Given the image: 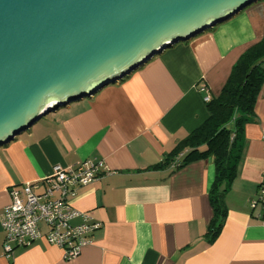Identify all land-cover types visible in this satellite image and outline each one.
<instances>
[{
    "label": "crops",
    "instance_id": "obj_1",
    "mask_svg": "<svg viewBox=\"0 0 264 264\" xmlns=\"http://www.w3.org/2000/svg\"><path fill=\"white\" fill-rule=\"evenodd\" d=\"M263 38L264 0L54 110L0 147V264H264V212L252 207L264 174V85L214 243L206 239L214 216L213 163L152 169L208 119L206 99L221 94L239 58ZM89 160L112 172L81 188L73 201L75 210L102 225L91 243L73 260L45 241L5 256L1 216L11 188L39 182L57 165Z\"/></svg>",
    "mask_w": 264,
    "mask_h": 264
},
{
    "label": "water",
    "instance_id": "obj_2",
    "mask_svg": "<svg viewBox=\"0 0 264 264\" xmlns=\"http://www.w3.org/2000/svg\"><path fill=\"white\" fill-rule=\"evenodd\" d=\"M262 0H0V147Z\"/></svg>",
    "mask_w": 264,
    "mask_h": 264
},
{
    "label": "trees",
    "instance_id": "obj_3",
    "mask_svg": "<svg viewBox=\"0 0 264 264\" xmlns=\"http://www.w3.org/2000/svg\"><path fill=\"white\" fill-rule=\"evenodd\" d=\"M264 85V38L234 65L221 94L207 103L208 119L152 169L211 161L215 179L209 198L214 216L206 239L214 243L227 218L225 197L237 176L245 128L256 122L255 106Z\"/></svg>",
    "mask_w": 264,
    "mask_h": 264
},
{
    "label": "built area",
    "instance_id": "obj_4",
    "mask_svg": "<svg viewBox=\"0 0 264 264\" xmlns=\"http://www.w3.org/2000/svg\"><path fill=\"white\" fill-rule=\"evenodd\" d=\"M209 101L207 98L206 102ZM110 174L103 162L89 160L76 166L57 165L43 180L24 184L21 189L11 188V202L1 216L4 255L10 256L17 248L45 241L63 250L65 259H76L102 225L75 210L73 201L81 188ZM257 206L264 212V174L257 198L252 202L253 208ZM77 218L82 222L72 225Z\"/></svg>",
    "mask_w": 264,
    "mask_h": 264
},
{
    "label": "rangeland",
    "instance_id": "obj_5",
    "mask_svg": "<svg viewBox=\"0 0 264 264\" xmlns=\"http://www.w3.org/2000/svg\"><path fill=\"white\" fill-rule=\"evenodd\" d=\"M253 5V4H252ZM215 28V27H214ZM157 57V56H156ZM54 112H51L49 114H47L43 119H48L49 117H51L53 115ZM20 137L16 136L15 139H18Z\"/></svg>",
    "mask_w": 264,
    "mask_h": 264
}]
</instances>
